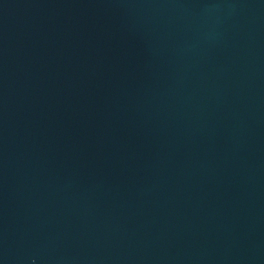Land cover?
<instances>
[{
  "label": "water",
  "instance_id": "1",
  "mask_svg": "<svg viewBox=\"0 0 264 264\" xmlns=\"http://www.w3.org/2000/svg\"><path fill=\"white\" fill-rule=\"evenodd\" d=\"M0 264H264V0H0Z\"/></svg>",
  "mask_w": 264,
  "mask_h": 264
}]
</instances>
